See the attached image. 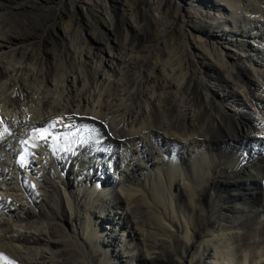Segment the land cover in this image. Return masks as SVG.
Here are the masks:
<instances>
[{"label": "bare ground", "instance_id": "obj_1", "mask_svg": "<svg viewBox=\"0 0 264 264\" xmlns=\"http://www.w3.org/2000/svg\"><path fill=\"white\" fill-rule=\"evenodd\" d=\"M27 6L0 0V264H183L177 242L189 264H264V0H168L143 24L123 18L144 34L169 8L207 37V66L194 57L181 74L165 53L149 91L138 40L108 69L72 42L73 55L32 51L48 28L15 12Z\"/></svg>", "mask_w": 264, "mask_h": 264}, {"label": "rangeland", "instance_id": "obj_2", "mask_svg": "<svg viewBox=\"0 0 264 264\" xmlns=\"http://www.w3.org/2000/svg\"><path fill=\"white\" fill-rule=\"evenodd\" d=\"M165 1L168 0H34L37 4L36 8L27 6L23 7L22 10L12 11L17 13L21 12L20 14L26 12L29 13L30 16L40 15L41 18L47 19L46 25L48 29L45 31V38L38 37L32 44L27 42L28 44H25V46L27 45L30 50H38L42 53H47L44 48H49L53 43V48H55V50H60L63 54L67 52L73 55V51L67 48L70 45L69 43L72 42V49L75 47L83 58H86L88 52L91 56L98 53L99 57L102 58L103 65H106L107 69L109 66L114 67L115 64L112 55L119 51L120 43H129L128 41L131 39L133 40V38L134 41L138 40L139 42L136 41L139 43L138 49L134 51L135 57L134 61H131V64L137 66L140 60H144L150 68H148L147 71V73L149 72L150 74H147L149 75L148 79L144 77V75H138L135 83L140 90L145 91V89H147V91H149V89L152 88V86H149L150 82H156L158 80V74L161 75L164 72L163 60L165 53L170 54L175 60L174 62L182 64L183 71H181V74L191 70V61L194 57H196L195 59L202 67L203 65L204 67L207 66L209 62L204 58V55L200 53L201 43L207 41L205 34L200 33L196 28L188 25L186 26L185 23H180L169 8L164 9L166 14L164 23L159 27L153 26L152 28H147V33L144 32V34L142 31L139 32V30H135L128 23L125 25L122 23L123 18L132 19L134 17L143 24V13L147 12L150 17L151 13H156L158 3H163ZM57 8L59 9L58 12H56ZM190 10L191 8L186 5V3H183L181 4L179 12L184 16H188ZM9 11H11V8L5 7L3 10H0V15H6ZM204 28L207 30V27ZM209 31L212 32V29ZM100 37L106 40L108 39L110 46L104 47V45L99 43L98 38ZM225 41L226 40H220L221 47L226 44ZM40 45L44 47V51H42ZM123 52L127 54L126 49ZM3 59L6 60L4 65L6 67L8 66V69L10 68L8 71L14 75L15 71L12 70V66L8 64V62L10 61L13 63L15 61L14 64H17V66L21 64L17 63L15 59ZM27 67L34 68L32 63L28 64ZM155 77H157V79H155ZM169 79H171V81L173 80L174 83L177 81L172 77H169ZM205 84L208 88L213 89L212 83L206 79ZM47 87L45 89L49 90L50 87ZM220 91L221 90H217L218 93H220ZM47 93L55 97L58 96L52 89ZM195 104H197V102L192 101L191 106ZM84 161L86 162L88 160L84 158ZM94 172L95 170L92 169L91 173L97 178L100 171ZM107 172L109 171L106 170V173ZM116 175L117 174H114L115 177L118 176ZM99 177H101V175ZM159 188L160 186H158V189ZM1 195L3 196L4 194L0 193V196ZM117 210L118 208L114 207L106 211L105 214L111 213L112 217L116 216L117 218V216L120 215V213L116 212ZM96 213L98 212L96 211ZM112 226L113 225L110 224V228H112ZM114 229H116V227ZM104 236L107 237L106 234ZM164 236L166 238L165 242H168V236ZM171 236L174 237L173 234ZM181 246L182 245L178 242L176 243L174 247L176 256L174 255V257L179 259L182 258L183 264H189L186 257L188 252L182 250ZM104 258L103 256L97 257L93 264H103Z\"/></svg>", "mask_w": 264, "mask_h": 264}, {"label": "snow or ice", "instance_id": "obj_3", "mask_svg": "<svg viewBox=\"0 0 264 264\" xmlns=\"http://www.w3.org/2000/svg\"><path fill=\"white\" fill-rule=\"evenodd\" d=\"M37 132L39 133V138H46L48 133L47 129H39L37 130ZM5 134H8V130L5 128L2 132H0V138H2ZM23 157H21V162H23ZM8 264H12L11 261H8Z\"/></svg>", "mask_w": 264, "mask_h": 264}]
</instances>
